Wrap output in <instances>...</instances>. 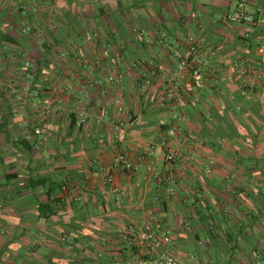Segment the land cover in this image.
I'll list each match as a JSON object with an SVG mask.
<instances>
[{"label":"crops","instance_id":"1","mask_svg":"<svg viewBox=\"0 0 264 264\" xmlns=\"http://www.w3.org/2000/svg\"><path fill=\"white\" fill-rule=\"evenodd\" d=\"M240 2L264 12V0H0V264H136L117 230L147 221L172 229L179 264H264V89L233 66L257 56L264 25L229 23ZM185 33L207 60L192 109L166 99L175 44L160 43ZM167 120L203 141L175 165L164 157L183 139ZM115 151L131 177L110 169Z\"/></svg>","mask_w":264,"mask_h":264},{"label":"built area","instance_id":"2","mask_svg":"<svg viewBox=\"0 0 264 264\" xmlns=\"http://www.w3.org/2000/svg\"><path fill=\"white\" fill-rule=\"evenodd\" d=\"M226 20L231 24L261 26L264 25V12L258 9L250 13L246 11L245 4L240 2L232 13L226 15ZM160 43L170 47L175 44L171 54L175 66L170 72L166 99L179 109L196 107L208 84L207 60L201 53L197 38L191 33H185L179 40L162 34ZM256 55L254 59H238L233 64L241 86L250 91L264 89V37L256 45ZM118 110H121L120 106ZM80 116L83 121L84 114L81 113ZM174 118L178 122L184 120L182 116ZM116 123L122 125L120 119L116 120ZM162 125H166V134L170 139H183L181 144H174L165 154L164 161L167 165L189 160L193 149L202 147L203 141L194 133H184L179 123L167 120L162 122ZM110 169L127 178L135 172V166L121 151L114 152ZM155 175L161 181V177L157 173ZM168 179L172 180V176ZM104 182L108 186L111 184V192L118 191V188L112 185L111 175H108ZM152 213L150 210L148 215ZM117 234L128 249L135 250L138 260L136 264H179L174 256V238L170 227H160L147 221L137 227H120Z\"/></svg>","mask_w":264,"mask_h":264},{"label":"trees","instance_id":"3","mask_svg":"<svg viewBox=\"0 0 264 264\" xmlns=\"http://www.w3.org/2000/svg\"><path fill=\"white\" fill-rule=\"evenodd\" d=\"M36 71L34 70V69H32V73L34 74ZM38 75L36 74V77H37ZM33 83H32V92H35V91H37L39 88L37 87V86H35L34 85V83L36 82V80H35V78L33 79ZM45 81H48L47 79H45ZM37 97V96H36ZM82 125V124H81ZM64 187L66 188V190H67V188H68V186H66L65 184L64 185H61V190H64ZM132 250H134V249H132ZM135 251V250H134Z\"/></svg>","mask_w":264,"mask_h":264},{"label":"rangeland","instance_id":"4","mask_svg":"<svg viewBox=\"0 0 264 264\" xmlns=\"http://www.w3.org/2000/svg\"><path fill=\"white\" fill-rule=\"evenodd\" d=\"M233 11H234V10H233ZM233 11H231V13H232Z\"/></svg>","mask_w":264,"mask_h":264}]
</instances>
